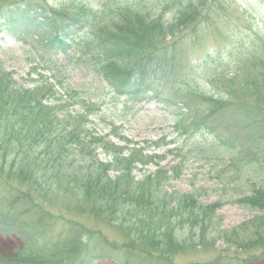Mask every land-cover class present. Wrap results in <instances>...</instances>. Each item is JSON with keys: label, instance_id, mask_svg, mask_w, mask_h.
Returning <instances> with one entry per match:
<instances>
[{"label": "trees", "instance_id": "1", "mask_svg": "<svg viewBox=\"0 0 264 264\" xmlns=\"http://www.w3.org/2000/svg\"><path fill=\"white\" fill-rule=\"evenodd\" d=\"M108 1L131 7L130 0ZM47 2L0 0V34L35 37L54 52L83 62L117 97L139 101L140 95H149L165 109L173 110L171 99L158 91L161 88L156 87V79L145 68L153 65V73L166 71L170 61L156 46L183 30H203L205 0L182 5L171 23L144 10H126L128 13L116 18L107 4L82 0L84 4L78 7L65 5L57 10ZM102 16L110 17L113 26L100 21ZM48 62L56 66L52 58ZM253 65L255 70L261 69L250 76L253 82L238 84L237 90L230 91V95L240 92L243 101L232 96L225 101L206 98L185 86L191 97L202 101L207 116L198 120L191 115V102L182 101L189 118L184 120V115L182 118L175 113L172 117L183 130L188 125L187 130L213 136V141L203 142L202 155L222 160L221 156L227 155L225 166L249 165L248 170L256 175L258 168L264 167V157L262 161L255 159L261 157L257 145L246 150L237 138L212 130L210 122L226 112L240 132H251L264 124L261 99L251 104L247 100L259 97L264 90V57ZM43 79L32 81L31 86L20 85L0 60V178L6 177L7 186L19 194L5 209L0 234L23 241L16 255L0 259V264H176L173 259L181 253L214 249L219 243L246 253L248 257L241 264L264 260V182L253 183L226 201L201 204L196 194L172 189L171 184L182 177L187 160L180 159L167 169L160 163L165 155L159 157L154 151L146 154L149 149L139 145L124 152L90 127L88 116L95 109L93 104L82 102L79 110L71 113L66 105L68 96H60L56 84ZM237 82L231 80L230 86ZM230 108L234 110L228 115ZM98 152L105 154L106 160ZM155 160L159 163L154 170H145ZM227 204L238 205L255 216L224 230L218 212ZM31 215L36 218L30 222L39 227L35 231L23 219ZM82 217L110 226L123 236V242H112L81 226L78 219ZM52 222H65V227L50 244L33 237L46 235L45 226Z\"/></svg>", "mask_w": 264, "mask_h": 264}, {"label": "rangeland", "instance_id": "2", "mask_svg": "<svg viewBox=\"0 0 264 264\" xmlns=\"http://www.w3.org/2000/svg\"><path fill=\"white\" fill-rule=\"evenodd\" d=\"M81 1L48 0L47 3L51 8L59 10L65 5L69 9L78 7L84 4ZM83 1L109 5L113 12L111 15L116 18L128 13L126 10L138 9L144 10L156 19L162 18L166 23H171L182 5L188 2L195 3L198 0H130L131 7L108 0ZM205 1L207 6L201 15L203 30L197 29L196 32L183 30L175 35V39L168 37L156 46V49L161 50L160 54L164 53L161 56L166 55L165 59L170 61L171 65L166 67V71L153 73V65L150 69L145 68V71L156 79V87L161 88L158 91L164 92V97L171 99L172 111L165 109L153 96L140 95L139 101L117 97L111 88L85 67L83 62L77 58L68 59L54 52L52 48L41 45L35 37L13 38L5 33L0 34V60L20 85L31 86L32 81L39 82L41 78L56 84L59 95L68 96L69 102L66 105L69 106L68 111L71 113L78 111L79 106L83 105L82 102L93 104L95 112L88 116L90 127L98 135L107 137V141L124 152L128 147L139 145L140 148L149 149L146 154L154 151L159 157L165 155L160 163L167 169L177 165L180 159L187 160L182 177L171 184L175 191L182 194L194 193L201 204H212L218 199L226 201L231 195L248 190L253 183L255 185L263 183L264 175L258 173L264 171V167L258 168L259 172L256 176L248 170L249 165L244 164L235 168L228 163L225 166L224 163L229 160L227 155L221 156L224 160L216 157L207 158L201 154L203 142L213 141V136L209 132L195 133L187 130L188 125L183 130V126L177 124L172 114L175 113L182 118L184 115L183 119H188L189 116L188 114L186 116L182 102L187 101L191 102L192 116L200 121L207 116L202 101L191 97L185 86L198 91L206 98L213 97L215 100L225 101L232 96L233 100L243 101L240 92L230 95V91L237 90L238 84L253 82L251 77L261 71V69L255 70L253 64L257 59L263 60L264 57V0ZM101 20L108 26H113L110 17L102 16ZM209 56L212 58L208 59ZM49 58L56 61V66L48 62ZM233 79H238L239 82L231 87L230 81ZM258 99H261L260 105L264 108V90L259 97L247 100L251 104ZM64 101L67 99L64 98ZM194 101L196 104L192 103ZM233 110L230 108L227 114L231 115ZM210 122L212 130L237 138L246 150L257 145L258 150H256L261 157L255 159L262 161L263 123L251 132H240V128H234L229 122L226 112L219 113L216 118L210 119ZM176 128L182 130L177 131ZM98 153L102 160H106L105 154ZM0 160L3 161L1 155ZM157 163L159 161L155 160L145 170L153 171ZM14 184L17 185L16 182ZM18 189L24 190L21 187ZM18 195L15 190L7 186L6 177L0 178V222L4 220L9 201ZM66 215L67 213L64 214L65 219ZM35 216L31 215L30 219L29 217L23 219H27L29 223L36 218ZM218 216L222 219L223 229L231 230L255 215L238 205L227 204L218 212ZM78 220L81 226L101 233L112 242L119 244L123 242V236L106 224L83 217ZM29 225L34 231L39 228L33 222ZM64 227L65 222L48 223L45 226L46 235L40 237L38 234H33V237L39 238L40 241L45 239L46 243L50 244L51 240L57 237L58 231ZM22 245L23 241L16 236L5 237L0 234V259L14 257ZM246 257L248 255L237 248L228 249L219 243L214 249L188 250L184 254L175 256L173 260L176 264H210L215 261L220 264H241ZM243 264L250 263L243 262ZM251 264H264V260H256Z\"/></svg>", "mask_w": 264, "mask_h": 264}]
</instances>
